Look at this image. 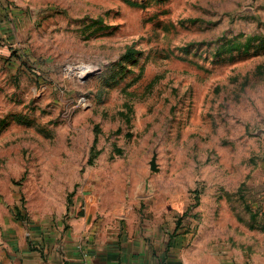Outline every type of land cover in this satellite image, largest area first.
Returning a JSON list of instances; mask_svg holds the SVG:
<instances>
[{
    "label": "rangeland",
    "instance_id": "obj_1",
    "mask_svg": "<svg viewBox=\"0 0 264 264\" xmlns=\"http://www.w3.org/2000/svg\"><path fill=\"white\" fill-rule=\"evenodd\" d=\"M77 200L264 247V0H0V239Z\"/></svg>",
    "mask_w": 264,
    "mask_h": 264
},
{
    "label": "crops",
    "instance_id": "obj_2",
    "mask_svg": "<svg viewBox=\"0 0 264 264\" xmlns=\"http://www.w3.org/2000/svg\"><path fill=\"white\" fill-rule=\"evenodd\" d=\"M64 216L26 230L13 222L0 239V264H264V247L249 252L191 243L190 232L163 223L120 229L97 218L81 201L69 204ZM184 230V229H183Z\"/></svg>",
    "mask_w": 264,
    "mask_h": 264
},
{
    "label": "water",
    "instance_id": "obj_3",
    "mask_svg": "<svg viewBox=\"0 0 264 264\" xmlns=\"http://www.w3.org/2000/svg\"><path fill=\"white\" fill-rule=\"evenodd\" d=\"M151 169H152V170H155V167H154V158H153L152 161H151Z\"/></svg>",
    "mask_w": 264,
    "mask_h": 264
}]
</instances>
